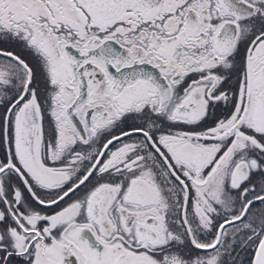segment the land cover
Instances as JSON below:
<instances>
[{"label":"snow or ice","instance_id":"snow-or-ice-1","mask_svg":"<svg viewBox=\"0 0 264 264\" xmlns=\"http://www.w3.org/2000/svg\"><path fill=\"white\" fill-rule=\"evenodd\" d=\"M0 264H264V0H0Z\"/></svg>","mask_w":264,"mask_h":264}]
</instances>
